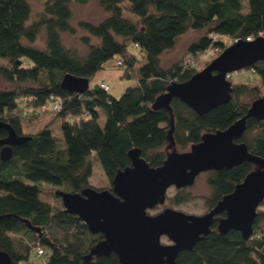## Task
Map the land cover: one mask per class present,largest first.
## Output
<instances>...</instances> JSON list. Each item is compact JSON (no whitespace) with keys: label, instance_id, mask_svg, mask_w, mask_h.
<instances>
[{"label":"trees","instance_id":"trees-1","mask_svg":"<svg viewBox=\"0 0 264 264\" xmlns=\"http://www.w3.org/2000/svg\"><path fill=\"white\" fill-rule=\"evenodd\" d=\"M71 1H95L108 15L98 23L80 21L74 27ZM126 10L135 20L124 15ZM37 15L30 21V0H0V58L9 64L0 67V78L11 85L0 89V122L27 137L11 146L8 160L0 157V250L17 264L27 262L30 251L38 246L45 264H121L114 253L86 258L102 235L91 233L79 217L66 212L55 191L58 206L44 200L41 185L80 192L90 186L93 159L111 184L117 171L130 165L131 149H139L150 166L158 167L172 149L187 151L204 134L224 130L245 116L251 103L264 97L262 61L245 68L253 70L259 83L232 84L231 100L204 114L178 98L172 99L170 110L154 109L152 104L168 85L184 82L196 72L184 59L161 65V54L172 49L179 36L189 29L203 31L187 48L192 56L212 46L225 49L223 37L233 42L264 37V0H43ZM77 28L86 33L82 37L88 46L85 55L65 47L61 40L62 33L73 34ZM41 32L43 48L34 45ZM90 37L99 42L91 44ZM129 44L140 51L139 59L129 53ZM114 56L117 67L124 68L122 77L135 79L118 98L99 86L105 80L90 84ZM64 74L88 78L89 89L76 94L62 88ZM48 103H57L60 110L36 114ZM47 115L58 118L61 139L53 135L49 123L24 132V127ZM171 130L174 144L168 148ZM7 134L0 128V140ZM235 142L245 143L250 153L264 158V120L248 118ZM252 169V163L243 162L206 171L211 189L204 201L207 210ZM191 198L184 187L167 201L180 205ZM261 207L264 198L256 210L251 237L244 238L237 230L219 233V218L225 216L221 213L214 218L211 231L192 249L180 252L175 264H264ZM18 244L23 247L17 248Z\"/></svg>","mask_w":264,"mask_h":264},{"label":"water","instance_id":"water-1","mask_svg":"<svg viewBox=\"0 0 264 264\" xmlns=\"http://www.w3.org/2000/svg\"><path fill=\"white\" fill-rule=\"evenodd\" d=\"M259 61L264 62L263 36L235 40L188 80L168 85L152 107L170 110L172 99L178 98L199 115L209 112L231 100L232 82L226 75ZM61 87L83 94L89 89V79L64 74ZM250 117L264 120V97L254 100L245 116L224 130L204 134L189 150L172 149L158 167L150 166L139 149H131V163L117 171L111 189L89 186L80 192L56 190L66 212L79 217L91 233L102 235L86 258L114 253L121 264H175L180 252L192 249L211 231L214 218L221 213L225 216L219 218V233L237 230L244 238L251 237L256 210L264 198V158L250 153L245 143L235 142L244 133ZM0 128L8 133L0 140V157L6 161L12 154L11 146L27 137L17 135L8 124L0 122ZM171 132L168 148L174 144ZM243 162L252 163L254 169L206 213L186 214L169 207L149 213L165 202L168 188L190 186L203 172L232 168ZM27 226L38 231L28 223ZM162 236L171 243L163 244ZM0 264L17 263L0 250Z\"/></svg>","mask_w":264,"mask_h":264},{"label":"rangeland","instance_id":"rangeland-1","mask_svg":"<svg viewBox=\"0 0 264 264\" xmlns=\"http://www.w3.org/2000/svg\"><path fill=\"white\" fill-rule=\"evenodd\" d=\"M32 16L31 20L35 19L38 13L41 11L43 6V0H30ZM69 7L71 10V19L70 23L72 26L77 27V23L80 21H88L92 23H98L104 17L108 15L95 1H88L86 3H79L75 1H71L69 3ZM124 15L131 20H135L134 16L131 15L127 10L124 12ZM86 33L81 29L77 28L76 32L73 34L70 33H62L61 40L65 47L75 50L79 55H85L88 50V46L86 43L82 41V37L85 36ZM203 35V31H195L192 29L187 30L184 34L179 36L176 40V43L172 49L164 51L160 56V62L163 67H167L170 64L181 61H184L187 58H190L194 61V67L196 72L206 67L215 57H217L224 49L219 47H210L209 49L192 56L188 53V46L193 41H196L199 37ZM89 42L91 44H97L99 41L96 38L90 37ZM221 41L224 43L225 48L233 43L231 39L227 37L221 38ZM34 45L43 48L44 47V34L41 32L39 33ZM129 53L136 56L139 59L141 56L140 51L133 46V44H129L128 46ZM118 57L114 56L113 58L106 61L100 71H98L95 77L91 80L90 84L93 85L100 80L104 79L110 85L109 93L113 96L118 98L124 89L127 86L135 84V79H126L122 77L124 68L117 67L116 59ZM138 64V63H137ZM6 66L8 67L9 64L6 60L0 58V67ZM230 78H227L232 82V84H256L259 83L257 75L253 74V79L250 78L249 74H251L250 70L246 72H239L234 71L230 73ZM11 85L6 82L5 80L0 78V89H5L10 87ZM261 94L264 96V88L261 90ZM45 123H49L52 133L57 138L61 139L62 134L59 127V120L57 117H53L47 115L43 117L42 120L35 121L33 124H29L24 127V132H34L39 127L43 126ZM190 148H188L189 150ZM255 167V166H254ZM207 172H203L199 174L192 185L187 186L186 190L192 196V198L180 205H171L167 198L171 197L175 192L176 188L170 187L167 190L166 200L163 204L156 206L154 209L149 210V213L155 214L162 211L164 208L169 207L176 210H180L186 214H195V215H202L206 213L208 210L205 206V198L210 195L211 189L207 183ZM90 186L97 188V189H108L111 186L109 180L107 179L100 163L93 159L92 160V175L89 179ZM42 193L41 197L53 204L54 206L59 205V199L55 197L54 191L61 190L59 187H51L47 184L41 185ZM264 209V207H261ZM264 226V222H263ZM11 236L18 237L19 235L11 234ZM161 242L163 244H170V240L166 236H162ZM23 244H18L17 248H22ZM46 257L43 255H37L36 249H32L28 256L27 262H21L19 264L30 263V264H45Z\"/></svg>","mask_w":264,"mask_h":264},{"label":"built area","instance_id":"built-area-1","mask_svg":"<svg viewBox=\"0 0 264 264\" xmlns=\"http://www.w3.org/2000/svg\"><path fill=\"white\" fill-rule=\"evenodd\" d=\"M213 37H217V36H213ZM246 40H252L251 38H247ZM186 64H189V65H193L194 66V61L191 59V58H187L185 61H184ZM117 64H120V62L118 61ZM248 69H240L239 72H246ZM251 71V74H249L250 78L253 79V70H250ZM231 74L228 73L226 75V78H230ZM99 86L104 89L105 91H108L110 89V85L106 82V81H101L99 83ZM60 110V107L57 103H48V104H43L40 108H38V111L36 112V114H45V113H48L49 111L51 112H58ZM36 252H37V255H43V249L41 247H37L36 248Z\"/></svg>","mask_w":264,"mask_h":264},{"label":"crops","instance_id":"crops-1","mask_svg":"<svg viewBox=\"0 0 264 264\" xmlns=\"http://www.w3.org/2000/svg\"><path fill=\"white\" fill-rule=\"evenodd\" d=\"M102 80H104V79H102Z\"/></svg>","mask_w":264,"mask_h":264}]
</instances>
